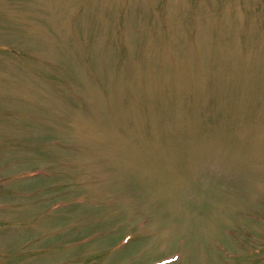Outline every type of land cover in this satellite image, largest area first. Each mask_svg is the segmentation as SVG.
Returning <instances> with one entry per match:
<instances>
[{
    "label": "rangeland",
    "instance_id": "obj_1",
    "mask_svg": "<svg viewBox=\"0 0 264 264\" xmlns=\"http://www.w3.org/2000/svg\"><path fill=\"white\" fill-rule=\"evenodd\" d=\"M169 37L222 101L144 96ZM0 264H264V0H0Z\"/></svg>",
    "mask_w": 264,
    "mask_h": 264
},
{
    "label": "trees",
    "instance_id": "obj_2",
    "mask_svg": "<svg viewBox=\"0 0 264 264\" xmlns=\"http://www.w3.org/2000/svg\"><path fill=\"white\" fill-rule=\"evenodd\" d=\"M203 55H206L205 53ZM188 56H189V45H184L181 47L172 57H169L168 61L165 59L161 63V68H163V73L169 74L170 80L174 81L176 78L177 80H183L188 77L190 73L195 72V68H191V64L188 62ZM198 66H203L199 65ZM200 69V68H199ZM206 71V75H204L203 72ZM176 74L177 76L174 77L173 75ZM184 75V76H183ZM215 73L213 72L212 69H205L201 71V80L204 78L203 86H207L206 84L208 83L211 86L219 87V83H217L214 79ZM171 90H166V89H158L155 88V90H151L147 92V95L155 101V105L163 108L162 106L165 105L167 108H164L163 112L170 113L174 110L172 108L173 105H179L177 108L182 110L183 112L187 107H190L191 104L196 105V107L203 102V100L206 98V93L207 91L203 90L202 88L199 89V91H196V87L194 85H189L185 88L178 89L174 88L173 86L170 85ZM220 88V87H219ZM172 93L173 99H171L168 94ZM199 94V95H198ZM220 94V89L217 92V96H214L216 98L219 97ZM155 95V96H154ZM188 98V100H186ZM211 99V97H209ZM208 99V98H207ZM189 104V105H188Z\"/></svg>",
    "mask_w": 264,
    "mask_h": 264
}]
</instances>
